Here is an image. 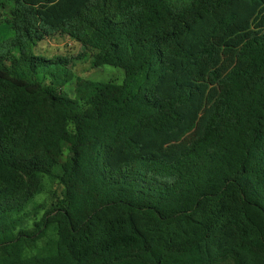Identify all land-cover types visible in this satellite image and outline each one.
Listing matches in <instances>:
<instances>
[{
  "label": "trees",
  "instance_id": "trees-1",
  "mask_svg": "<svg viewBox=\"0 0 264 264\" xmlns=\"http://www.w3.org/2000/svg\"><path fill=\"white\" fill-rule=\"evenodd\" d=\"M0 9V264H264V0Z\"/></svg>",
  "mask_w": 264,
  "mask_h": 264
},
{
  "label": "rangeland",
  "instance_id": "rangeland-1",
  "mask_svg": "<svg viewBox=\"0 0 264 264\" xmlns=\"http://www.w3.org/2000/svg\"><path fill=\"white\" fill-rule=\"evenodd\" d=\"M4 12L0 9V18ZM12 36V30L7 24H0V42ZM37 54L45 57L63 56L70 59V68L76 76L96 81L115 80L122 82L124 72L120 68L105 66L101 68H93L90 64V58L85 57L77 60V56L81 53V46L77 42L65 35H55L38 44ZM69 87H73L68 85ZM60 190L58 184L52 186V190Z\"/></svg>",
  "mask_w": 264,
  "mask_h": 264
}]
</instances>
